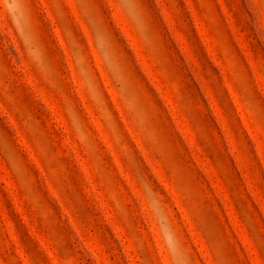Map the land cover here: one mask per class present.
I'll return each mask as SVG.
<instances>
[{
    "label": "rangeland",
    "instance_id": "1",
    "mask_svg": "<svg viewBox=\"0 0 264 264\" xmlns=\"http://www.w3.org/2000/svg\"><path fill=\"white\" fill-rule=\"evenodd\" d=\"M0 264H264V0H0Z\"/></svg>",
    "mask_w": 264,
    "mask_h": 264
},
{
    "label": "clouds",
    "instance_id": "2",
    "mask_svg": "<svg viewBox=\"0 0 264 264\" xmlns=\"http://www.w3.org/2000/svg\"><path fill=\"white\" fill-rule=\"evenodd\" d=\"M137 31L141 34L142 38H144L145 40L149 39V36L142 31V29L139 25H137Z\"/></svg>",
    "mask_w": 264,
    "mask_h": 264
}]
</instances>
